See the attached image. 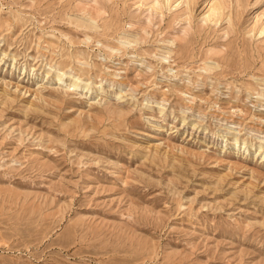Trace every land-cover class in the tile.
I'll return each mask as SVG.
<instances>
[{
	"label": "rangeland",
	"instance_id": "1",
	"mask_svg": "<svg viewBox=\"0 0 264 264\" xmlns=\"http://www.w3.org/2000/svg\"><path fill=\"white\" fill-rule=\"evenodd\" d=\"M0 264H264V0H0Z\"/></svg>",
	"mask_w": 264,
	"mask_h": 264
}]
</instances>
